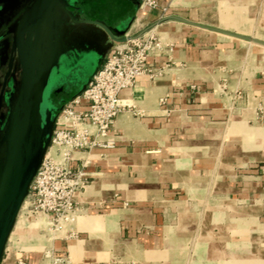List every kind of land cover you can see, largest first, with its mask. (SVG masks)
Instances as JSON below:
<instances>
[{"label": "crops", "instance_id": "0c3cea01", "mask_svg": "<svg viewBox=\"0 0 264 264\" xmlns=\"http://www.w3.org/2000/svg\"><path fill=\"white\" fill-rule=\"evenodd\" d=\"M158 1L138 0L120 25L104 8L74 9L119 38L167 18L150 29L165 48L122 92L128 107L100 145L75 154V220L62 231L50 223L39 230L49 242L26 250L19 213L1 264H264V57L243 24ZM67 41L96 58L77 95L119 42L95 23H78Z\"/></svg>", "mask_w": 264, "mask_h": 264}, {"label": "water", "instance_id": "95a60500", "mask_svg": "<svg viewBox=\"0 0 264 264\" xmlns=\"http://www.w3.org/2000/svg\"><path fill=\"white\" fill-rule=\"evenodd\" d=\"M65 0H34L31 6L11 28L14 33L12 58L0 94V112L4 89L13 67L14 55L21 66V80L10 114L4 128H0V264L4 250L16 223L22 205L29 194L31 184L51 143L57 115L75 95L63 100L46 115L42 114V103L50 80L58 72L63 55L69 53L66 62H74L80 56L89 55L85 45L75 46L65 38L61 24V11L67 13L74 23H95L116 42H125L128 36L119 38L110 28L92 18L76 20L71 15ZM74 7L96 15L106 9L107 20L120 25L129 17H135L136 9L119 6L116 0H74ZM92 17V16H91ZM167 18L152 23L138 35L149 31ZM221 31V30H220ZM264 45V41L245 36ZM68 58V55H66ZM81 59V58H80ZM72 61V62H73ZM54 71V73H53ZM53 74V75H52ZM63 94L62 90H58Z\"/></svg>", "mask_w": 264, "mask_h": 264}, {"label": "built area", "instance_id": "2783aa9c", "mask_svg": "<svg viewBox=\"0 0 264 264\" xmlns=\"http://www.w3.org/2000/svg\"><path fill=\"white\" fill-rule=\"evenodd\" d=\"M159 6L158 0L143 2L144 8ZM161 9L165 13L168 8ZM127 36V41L109 50L86 88L70 99L57 115L51 143L22 205L28 213L43 214L55 231H62L76 218L75 193L84 181L82 172L73 168L75 154L100 145L98 138L108 134L117 117L128 107L122 92L134 87L139 77L152 72L150 58L159 56L165 48L150 30ZM19 263L26 264L22 260Z\"/></svg>", "mask_w": 264, "mask_h": 264}, {"label": "rangeland", "instance_id": "374dc122", "mask_svg": "<svg viewBox=\"0 0 264 264\" xmlns=\"http://www.w3.org/2000/svg\"><path fill=\"white\" fill-rule=\"evenodd\" d=\"M187 1L182 0L180 4L190 5L195 9L199 8L201 11L203 10V12L197 13L200 18L215 23V17L217 16L222 26H224L222 22L229 19L232 26H227L228 28H235L236 23L243 24L244 30L248 35L258 37L264 41V0H192L189 3ZM246 44L253 48L255 54L258 53L264 57V45L261 46L252 41ZM65 64L60 67V70L50 80L43 103L44 111L42 114L44 116L48 110V96L50 92L54 89L57 91L62 90L63 92V88L65 90V88L71 89L72 87L73 90L78 89L94 70L96 58L95 55H85L82 63L74 66V68L67 67V63ZM20 217L21 226L24 227L22 229L24 231L21 233V248L37 250L49 242L48 236L45 239L39 236V230H42L40 232L42 234L45 231L43 229L49 227V219L40 213H28L25 209L20 211Z\"/></svg>", "mask_w": 264, "mask_h": 264}, {"label": "flooded vegetation", "instance_id": "af4514ba", "mask_svg": "<svg viewBox=\"0 0 264 264\" xmlns=\"http://www.w3.org/2000/svg\"><path fill=\"white\" fill-rule=\"evenodd\" d=\"M33 1L34 0H0V94L4 88L5 76L9 71V64L13 56L12 45H13L14 33L11 31V28L17 23V21L21 18V16L31 6ZM116 1L117 2L120 1L123 6H127L129 8H135L138 3V0H116ZM64 3L67 4V6H69L73 18L76 20H81L78 19L77 17L78 13L74 11L75 8L81 9L80 5L74 7L75 4L74 0H65ZM61 18H62L61 24L63 25L62 29L65 34V38L68 39L72 34L73 27L76 26L78 23H74L72 18L63 11H61ZM127 20L130 21V18H128ZM66 55H68V58ZM14 57L15 59L13 62V67L11 69V73L7 79L6 86L4 89L3 105L0 112V128H4L7 122L8 116L10 114L11 106L16 97L21 80V66L17 55H14ZM69 57L72 58L71 54L69 53L63 55L60 67H62L65 63L68 62L67 60L70 59ZM80 58L78 57L76 62H74L72 59L71 62L67 63V67L74 68V66H77L79 63H82L83 56H80ZM72 90L73 87L71 89L65 88V90L63 88V94H59L56 89L52 90V92H50V95L48 96L49 106L47 109L53 111V109L63 100L65 95L69 96L71 92H73ZM44 101H45V97L43 103ZM43 103L41 108L42 112L44 111Z\"/></svg>", "mask_w": 264, "mask_h": 264}, {"label": "bare ground", "instance_id": "6f19581e", "mask_svg": "<svg viewBox=\"0 0 264 264\" xmlns=\"http://www.w3.org/2000/svg\"><path fill=\"white\" fill-rule=\"evenodd\" d=\"M225 22L231 24V22H229V19H226ZM37 224H38V223H37ZM239 253H240V252H239ZM245 255H246V253H245Z\"/></svg>", "mask_w": 264, "mask_h": 264}]
</instances>
